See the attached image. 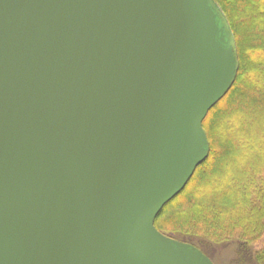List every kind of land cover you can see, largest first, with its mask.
<instances>
[{"label": "water", "instance_id": "1", "mask_svg": "<svg viewBox=\"0 0 264 264\" xmlns=\"http://www.w3.org/2000/svg\"><path fill=\"white\" fill-rule=\"evenodd\" d=\"M237 71L215 0H0V264H214L154 220Z\"/></svg>", "mask_w": 264, "mask_h": 264}, {"label": "trees", "instance_id": "2", "mask_svg": "<svg viewBox=\"0 0 264 264\" xmlns=\"http://www.w3.org/2000/svg\"><path fill=\"white\" fill-rule=\"evenodd\" d=\"M215 1L235 38L237 75L203 120L208 157L154 225L206 255L205 246L233 242L264 264V0Z\"/></svg>", "mask_w": 264, "mask_h": 264}, {"label": "rangeland", "instance_id": "3", "mask_svg": "<svg viewBox=\"0 0 264 264\" xmlns=\"http://www.w3.org/2000/svg\"><path fill=\"white\" fill-rule=\"evenodd\" d=\"M164 217L160 220L163 222ZM166 223V222H164ZM207 254L214 264H257L249 257L239 256L237 254L236 244L228 242L226 244L205 246Z\"/></svg>", "mask_w": 264, "mask_h": 264}]
</instances>
